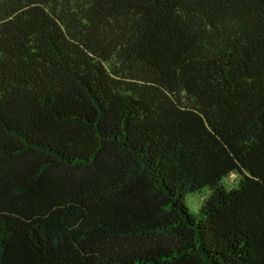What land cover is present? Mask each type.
Wrapping results in <instances>:
<instances>
[{
  "label": "trees",
  "instance_id": "16d2710c",
  "mask_svg": "<svg viewBox=\"0 0 264 264\" xmlns=\"http://www.w3.org/2000/svg\"><path fill=\"white\" fill-rule=\"evenodd\" d=\"M0 264H264V0H0Z\"/></svg>",
  "mask_w": 264,
  "mask_h": 264
},
{
  "label": "rangeland",
  "instance_id": "374dc122",
  "mask_svg": "<svg viewBox=\"0 0 264 264\" xmlns=\"http://www.w3.org/2000/svg\"><path fill=\"white\" fill-rule=\"evenodd\" d=\"M234 181H235V178H234V176L231 174V175H229V177L227 178V179H225V183L229 186V185H232L233 183H234ZM195 195V194H194ZM200 197V196H199ZM199 197H197L196 199H192V201L193 202H196L197 200H198V198ZM185 203H186V205L190 208V209H192V210H194L195 209V206L190 202V200H189V195H187L186 197H185Z\"/></svg>",
  "mask_w": 264,
  "mask_h": 264
}]
</instances>
